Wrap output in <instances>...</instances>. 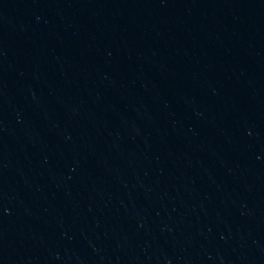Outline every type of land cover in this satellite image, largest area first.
I'll return each instance as SVG.
<instances>
[{
	"label": "water",
	"instance_id": "water-1",
	"mask_svg": "<svg viewBox=\"0 0 264 264\" xmlns=\"http://www.w3.org/2000/svg\"><path fill=\"white\" fill-rule=\"evenodd\" d=\"M0 264H264V0H0Z\"/></svg>",
	"mask_w": 264,
	"mask_h": 264
}]
</instances>
